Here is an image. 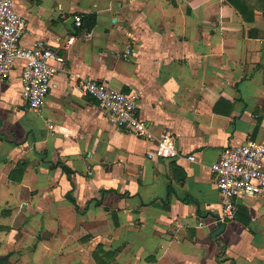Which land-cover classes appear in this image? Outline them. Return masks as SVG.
Masks as SVG:
<instances>
[{
  "label": "crops",
  "instance_id": "obj_1",
  "mask_svg": "<svg viewBox=\"0 0 264 264\" xmlns=\"http://www.w3.org/2000/svg\"><path fill=\"white\" fill-rule=\"evenodd\" d=\"M236 3L243 12L227 0H13L20 44L65 60L38 113L21 60L0 77L1 247L27 264H264V195L236 198L210 234L211 164L264 141V0ZM86 79L135 93L155 138L113 124ZM165 132L178 156L155 154Z\"/></svg>",
  "mask_w": 264,
  "mask_h": 264
},
{
  "label": "built area",
  "instance_id": "obj_2",
  "mask_svg": "<svg viewBox=\"0 0 264 264\" xmlns=\"http://www.w3.org/2000/svg\"><path fill=\"white\" fill-rule=\"evenodd\" d=\"M75 22L80 25V17H76ZM27 26L26 18L15 10L13 0H0V77L9 75L16 61L21 60V96L27 109L38 113L48 94L51 78L65 59L42 42L32 47L22 46L20 39ZM78 87L98 101L100 108L117 127L147 140L155 138L148 123L137 115L138 98L135 93L123 92L91 79L79 81ZM172 138L169 132L156 138L154 152L158 157L165 159L179 155ZM186 158L195 160L194 155ZM210 170L220 196V213L214 223H223L235 217L236 198L264 195V141L224 147ZM198 225L204 224L199 220Z\"/></svg>",
  "mask_w": 264,
  "mask_h": 264
},
{
  "label": "rangeland",
  "instance_id": "obj_3",
  "mask_svg": "<svg viewBox=\"0 0 264 264\" xmlns=\"http://www.w3.org/2000/svg\"><path fill=\"white\" fill-rule=\"evenodd\" d=\"M17 247H20V245H18ZM11 248H13V246H11ZM12 254L13 252L11 250L4 249L0 246V263L2 262L3 264H27L20 260L18 254Z\"/></svg>",
  "mask_w": 264,
  "mask_h": 264
},
{
  "label": "trees",
  "instance_id": "obj_4",
  "mask_svg": "<svg viewBox=\"0 0 264 264\" xmlns=\"http://www.w3.org/2000/svg\"><path fill=\"white\" fill-rule=\"evenodd\" d=\"M227 1L229 3H231L233 6H235L240 12H243V8L239 4L236 3V0H227ZM61 166H62V169L65 171V173L69 174V171L70 170L66 166H64V165H61ZM23 167H24V165L22 163H19L18 164L19 171H22L23 170L22 169ZM67 198L69 199V202L71 201L72 202V205H74L75 208L77 209L78 207L76 205V200L71 195H69V193L67 194ZM215 217H217V215ZM108 254H109V256H112L113 255L112 253H108ZM0 264H3V263L1 262Z\"/></svg>",
  "mask_w": 264,
  "mask_h": 264
},
{
  "label": "water",
  "instance_id": "obj_5",
  "mask_svg": "<svg viewBox=\"0 0 264 264\" xmlns=\"http://www.w3.org/2000/svg\"><path fill=\"white\" fill-rule=\"evenodd\" d=\"M223 229H224V223H220L218 225V227L214 231H212V233H210V234H211L212 237H216V235H218V233H220Z\"/></svg>",
  "mask_w": 264,
  "mask_h": 264
}]
</instances>
